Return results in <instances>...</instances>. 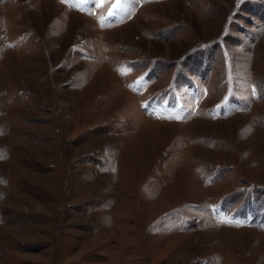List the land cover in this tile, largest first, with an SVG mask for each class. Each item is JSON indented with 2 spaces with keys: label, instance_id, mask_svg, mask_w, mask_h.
Returning a JSON list of instances; mask_svg holds the SVG:
<instances>
[{
  "label": "rangeland",
  "instance_id": "374dc122",
  "mask_svg": "<svg viewBox=\"0 0 264 264\" xmlns=\"http://www.w3.org/2000/svg\"><path fill=\"white\" fill-rule=\"evenodd\" d=\"M0 264H264V0H0Z\"/></svg>",
  "mask_w": 264,
  "mask_h": 264
}]
</instances>
